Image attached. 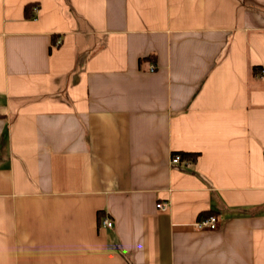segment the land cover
Masks as SVG:
<instances>
[{
    "label": "crops",
    "instance_id": "obj_1",
    "mask_svg": "<svg viewBox=\"0 0 264 264\" xmlns=\"http://www.w3.org/2000/svg\"><path fill=\"white\" fill-rule=\"evenodd\" d=\"M263 71L264 0H0V264H264Z\"/></svg>",
    "mask_w": 264,
    "mask_h": 264
},
{
    "label": "built area",
    "instance_id": "obj_2",
    "mask_svg": "<svg viewBox=\"0 0 264 264\" xmlns=\"http://www.w3.org/2000/svg\"><path fill=\"white\" fill-rule=\"evenodd\" d=\"M264 71L262 72L263 75ZM180 157L179 155H172L170 158L171 163H179L180 162ZM157 208L160 209L161 211H165L167 209V205L164 202L156 204ZM99 226L110 229L113 226V223L109 221V219L106 216H100L98 218ZM219 224V219L217 216L210 215L208 217H202L199 218L195 223H194V229L195 230H214L218 227Z\"/></svg>",
    "mask_w": 264,
    "mask_h": 264
},
{
    "label": "trees",
    "instance_id": "obj_3",
    "mask_svg": "<svg viewBox=\"0 0 264 264\" xmlns=\"http://www.w3.org/2000/svg\"><path fill=\"white\" fill-rule=\"evenodd\" d=\"M198 154L197 153H185V152H180L179 157L180 159H185L187 161L193 162ZM214 213H206L203 215V217H208L210 215H213Z\"/></svg>",
    "mask_w": 264,
    "mask_h": 264
}]
</instances>
